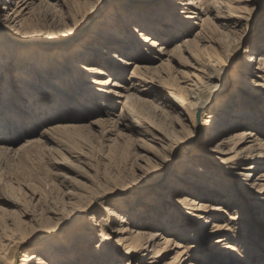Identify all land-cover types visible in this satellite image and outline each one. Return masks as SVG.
<instances>
[{"label": "bare ground", "instance_id": "6f19581e", "mask_svg": "<svg viewBox=\"0 0 264 264\" xmlns=\"http://www.w3.org/2000/svg\"><path fill=\"white\" fill-rule=\"evenodd\" d=\"M249 1H252L250 5ZM1 3L0 81L4 80V83L3 87L0 86V102L2 103L0 108H11L10 104L15 99L17 107L25 101L28 113L35 114L34 110L36 111L35 121L48 123L47 128L40 134L41 139L44 142L54 141L60 144L61 148L65 147L62 141L52 138V135L67 134L80 129L77 124L58 122L66 118L62 117L60 111L69 110L67 112H70L76 108L75 104L71 103L69 95L64 94L65 88L54 85L52 88H55V91L51 94V99L35 98V95L31 93L34 92V87L37 88L34 82L40 74L39 71L45 73L49 68H55L61 74L63 72V75L68 71L75 72L73 78L76 81L72 80V86L76 93L80 91L86 96L85 98L90 97L88 99L92 101V104L96 103L112 111L115 103L121 105L120 113L116 118L113 117V112L106 110L103 111L105 117L92 121L91 125L103 129L109 126H120L135 133L139 148L152 156L150 159H145L143 164L148 166V160L155 158L157 163L161 162L158 173L141 180L142 187H151L157 183L154 189L163 196L165 202L168 201L165 199L169 196L167 192L173 194L182 193V189L186 188L194 189V193L177 202L180 203L178 204L181 207L180 213H184L182 216H185L187 220L183 221L179 216V222L184 228L190 225L199 226L191 231L188 240H178L180 238L178 233L184 231L178 229V226L174 227L171 224L173 222L168 224V220L165 221L163 216H154L150 220L147 217L143 219L145 214L140 212L138 202L134 201L136 205L130 207L132 212L129 216L123 215L124 212L120 215L118 212L122 210H118L117 205L113 209H106L108 216L119 217L121 224L130 223L140 227L137 228L139 232L135 236L129 234L125 228L118 231L122 235L119 244H114L108 235L109 229L99 224H96L95 228L90 227L91 225L89 228L85 227L86 232L82 233V241L74 243L67 241L65 244L64 242L56 244L50 240V236L55 233H41L31 241L25 240L26 237L10 240L12 246L6 264H16L17 253L22 254L21 264H117L116 261L119 264H130V261L142 257L144 252L151 254L152 261L146 264H160L158 259L166 258L168 253H174V255L164 264H183L185 261H189L188 264H217L206 259L205 251L200 244V239L204 236H217L214 244L226 243L227 245L221 248L222 251L235 250L234 245H229L230 241L241 244L243 251L257 248L259 244V247L264 245L263 238L253 236V240H248L246 235L251 234L249 230L239 232V227L236 226L249 222V215L243 213L249 207L264 208V172H262L264 139H260L264 137V134L256 130L258 129L255 122L257 116L254 115L257 110L264 111V0H0ZM257 4L261 7L257 8ZM249 6H256L259 15H251L253 10H250ZM103 14L106 16L105 20L96 24ZM111 14L114 18L109 22ZM195 19L198 20L196 23L200 25V30L192 37L189 35L197 25L194 22ZM130 20L136 24H130ZM115 25H118L116 28L118 30L112 29ZM251 27L252 29L249 30ZM90 29H93L95 44L88 48L87 55L99 56L104 68L77 64L79 60H75L76 55L70 50L73 45L82 44L78 40L89 33ZM254 31H257L256 35L253 34ZM122 33L124 37L120 35ZM161 33H167L168 36L173 34L186 36L181 43L170 49L169 46L161 44L159 38H151ZM99 37H103L104 41L100 42ZM250 39L255 40L252 47L247 44ZM211 50L215 55L206 56ZM222 55L224 56L220 59ZM184 56L191 57L196 64L181 65L186 70V73H182L184 75L181 77L182 85L178 89H171L168 103L176 113L172 125L188 124L189 128L194 127L195 132L188 131L184 125L181 130L185 135L178 137L176 135L182 131L171 133L168 124L161 123L163 112L160 108L141 96L143 94L157 96L156 91L163 92L153 85L157 81L156 74L159 77L170 65L180 64L179 59ZM156 61L160 64L153 65ZM17 64L19 69L24 71V78L11 73L10 67L18 66ZM131 65L134 69L131 70L130 77L123 81L125 68ZM231 69L233 78L229 72ZM225 71L228 72L226 88L221 92H214L207 97L206 101L199 103V87L202 85L200 81L211 77L216 78L212 75ZM210 73L211 77L206 78ZM16 77H21L24 81L17 85ZM113 77H118L122 81ZM152 88L154 92L151 91ZM28 90L32 91L27 92ZM226 94L229 97L228 101L224 98L218 109H209ZM54 100H60L58 101L60 105L54 108L55 112L44 108L40 110V104H44L45 101L53 103ZM228 104L234 106L233 111H228ZM82 105L84 104L82 103L81 107ZM86 106L88 108V105ZM139 106H148L154 117L141 112L138 109ZM206 114H208V120L203 121ZM259 118L264 121V117ZM27 126L33 127L30 123ZM196 126L198 133L201 132V128L206 129L202 137H197ZM0 127H2L1 124ZM244 128L249 130L242 131ZM31 130L34 131V128L29 129L34 134L35 132ZM196 138L200 149L204 147L207 149L205 154L207 153L208 156H200L199 163L205 165L204 168L202 167L205 170L202 177L208 180L210 185L197 179L196 175L201 172V168L191 162H185L178 169L175 166L176 152L182 149L183 153L191 156L196 145L189 144L196 141ZM217 141L218 145L210 150L211 143ZM33 144V141L28 142L21 147V150ZM152 144L159 147L161 153H165L172 147L176 148L172 160L169 162L162 159V156L157 157L159 152L153 150ZM226 144L233 147L225 148ZM51 151L45 148L47 154H51ZM208 153L217 155L211 157ZM71 155L77 159L81 158L77 151ZM175 168L177 170H174ZM257 172H259L258 175H256ZM231 176L246 177L244 184L239 188L245 196L239 193L237 196L235 191L238 189L232 182ZM213 182L220 185V192L217 190L212 192L214 189L211 188V183ZM82 191L84 193H69L70 200L66 202L68 205L66 210L76 212L77 206L86 203L85 199H88L89 203L74 213L72 219L66 223L72 222L83 214L93 212L94 207L105 203L109 197L115 196L110 195L109 190L98 186L93 193L86 189ZM229 192L235 194L233 199L225 196ZM38 197L33 193L32 198L37 203L40 200ZM121 199L116 201L122 204ZM201 199L232 201L235 203V209H238L235 214L229 216V223H226L221 220V214H227L226 209L223 208L227 206L226 203L222 204L223 206H211L209 201ZM241 199L246 202L240 203ZM241 211L242 213H239ZM155 218L161 221L154 222ZM91 220L94 222L93 218H89L88 222L90 223ZM209 223L210 230L208 229L207 233L201 231ZM246 226L248 227V224ZM152 228L156 231L146 234L145 230ZM96 231L100 232L98 248L90 251L83 249V244H89V240L93 239ZM124 235L130 236L124 237ZM45 239L48 240L38 249L32 248L35 242ZM161 240L164 241L161 242ZM243 240L246 242L242 243ZM223 253L229 257L228 252ZM241 259L245 260L239 254L234 261L239 262ZM35 260L37 261L34 262ZM197 260L200 261L197 262ZM0 262H4L1 255ZM224 262L238 264L231 261Z\"/></svg>", "mask_w": 264, "mask_h": 264}, {"label": "rangeland", "instance_id": "374dc122", "mask_svg": "<svg viewBox=\"0 0 264 264\" xmlns=\"http://www.w3.org/2000/svg\"><path fill=\"white\" fill-rule=\"evenodd\" d=\"M52 3L55 4V2ZM250 3H252V1H249V5ZM0 5L2 6V3ZM260 7L261 5L257 4V8ZM249 9L253 10L251 15H259V10L256 9V6H249ZM104 14L96 24H99L100 21L105 20L106 16H104ZM111 16L112 17L110 18L109 22H111V19L114 18V15L111 14ZM194 22L195 24H197L196 22H198V20L195 19ZM129 23L136 24L132 20H130ZM112 25L113 24H111V26ZM117 26L118 25H115L112 29H116ZM252 27L249 30H251ZM92 30L93 29H90L89 33H86L82 37V39L86 38L82 42V39H77L79 43H82L81 45H73L70 50L75 53V60H79L76 62L77 64L85 67L95 66L98 68H104L102 65L103 61L99 56L87 55L88 48L91 45L95 44V36ZM198 30H200L199 24L194 26V29L191 30V35L189 36L193 37ZM256 32L257 31H254L253 34H255ZM219 34L221 35V33ZM120 35H122L123 37L125 36L124 33ZM174 35L175 34L168 36L167 33H161L160 35H157L155 37L152 36L151 38H159L161 40V44H165L169 46L170 49H173L177 46V44L181 43L183 38L186 36ZM99 38L100 42L104 41L103 37ZM250 40L252 42H250ZM250 40L247 44L252 47L255 44V40ZM76 46L78 47L74 49V47ZM210 55L214 56L215 53L211 50L210 52H207L206 56ZM223 56L224 55H222L220 59H222ZM179 61L181 62L180 64H172L168 67V69L164 70L163 73L165 72V74L162 73V75H159V77L158 74H156L155 78L157 81H155V84L153 85L157 86V89L159 87V90H162L163 92L156 91L155 95L157 96H153L151 94H143L141 97H145L150 102H153L155 106L160 108V110L163 112L161 123L168 124L171 133L174 134L179 131L181 132V127H183L184 125L186 126L185 128L188 131H192V133H194V127L189 128L188 124L182 125L181 123L172 125V121L174 120L176 113L173 109H171L168 103V101L170 100L169 93H171V89H178V87L182 85L181 81L183 79H181V77L184 76L182 73H186V70L185 68H182L181 65L183 64L194 66L196 64V62L189 56H184L183 58L179 59ZM155 63L156 64L153 65L160 64L158 61H156ZM125 69L126 72L123 75V81L127 80L130 77L131 70L134 69V66L131 65L126 67ZM10 71L13 75L17 74V76H22L24 78V71L19 69V65L11 66ZM229 72L233 78L232 69ZM38 73L40 74H38L37 79L34 82L35 86L37 85V88L34 87V92L31 94L35 95V98L44 97L51 99V94L55 91V88H52L54 87V85L55 87L62 86L63 88H65L64 94L69 95V97L71 98V103L75 104L76 108L71 110L72 112H67L69 110L64 112L60 111L59 113L63 115L62 117L66 118L60 119L58 122L64 124H77L80 126V129L74 130L67 134L52 135V138L58 141H62V145H64L65 147L61 148L60 144L55 143L54 141L44 142V140L41 139L40 134L47 128L46 126L48 123L45 124L44 122L40 123L35 121L34 116L36 114V111L33 109L35 114L28 113L26 111L27 104H25V101L23 102L24 104H21L17 107L15 99L14 102L10 104L11 108H0V124L2 125V127H0V255L4 259V262H0V264H6V261L8 260L7 256L12 246V244L9 242L10 240H16L22 237H26L25 240L31 241L41 233H55L53 236H50V240L56 244H62L63 242L65 244V242L67 241L74 243L76 241H82L81 236L83 232H86L84 229L85 227L89 228V226L91 225L90 227L95 228L96 224H99L101 226L107 227L109 229L108 235L110 236L111 241L114 244H119L122 235L119 234L118 231H121L122 228H125V230H128L129 234L131 233L132 236H135L139 232V229L137 228L140 227L131 225L130 223H127L126 225L121 224L120 218L112 215H110L109 217L106 209H113L114 206L117 205L119 208L118 210H122L119 212L117 211L120 215L124 212L125 214L123 215L129 216L132 212V209L130 207L136 205L135 202H138L137 204H139V209L141 210L140 212H144L145 214L143 215V219L147 217L150 220L154 216H163L165 218V221L168 220V224L170 222H173L171 224H173L174 227L177 228L178 226V229L184 231L182 233H178V236L180 237L178 240H188L191 236V231H194L199 226L195 225L192 227L190 225L188 227L185 226L186 228L182 227L183 224L179 222L180 217L183 221L187 220L185 216H182L184 213H180L181 207L178 205L180 203L177 202L182 201L184 197L194 193V189H182V193L172 194L170 192H167L169 196L165 199L168 200V203L165 202L164 198H162L163 196L158 194L154 189L157 183L152 185L151 187L145 188L141 185V180L143 178L147 179L148 177H151L160 171L159 166L161 162L159 161L157 163V158H155L154 160H148V166H146V164H143L144 161H146L145 159H150L152 156L144 151V149L139 148L140 146L136 142L138 138L135 133H132L129 129H125L124 127L120 126H109L106 127V129H103L91 125L92 121L98 118L105 117L103 111L106 110H110L111 112H113V117L115 116L116 118V116L120 113L121 105L115 103V108L112 111L111 109L103 108L96 103L92 104V101L88 99L90 97L85 98L86 96L80 91L76 93L74 87L72 86V80H75V78H73L75 72L68 71L67 74L63 75V72L61 74L55 68H49L48 71H45V73H41L40 71ZM227 73L228 72L225 71L219 73L218 75H212L216 78H212L210 73L209 76H206V78L211 77L210 79H203V81H200L202 85H200L199 87V103L206 101L207 97H210L214 92H221L226 88V83L228 81ZM23 78H15L17 85L19 82L24 81ZM103 79H106V77H103ZM113 79L122 81V79H119L118 77H113ZM3 83L4 80H1L0 86H2ZM153 89L154 88H152L151 91ZM30 91L32 90H28L27 92ZM28 94L30 95V93ZM181 94H183L182 91ZM224 98L225 101H228V94L224 95L221 100L215 102V105L213 107H210L209 109H218L220 107V102H222ZM58 101L60 102V100ZM58 101L54 100L53 103L51 101H45L44 104H40V110L41 108H44L48 110L51 109L55 112L54 108L60 105ZM82 103L85 106L82 105L83 107H81ZM1 105L2 103L0 102V106ZM86 105H88V108H86ZM227 106L229 107L227 108L228 111L234 110L232 108L234 106H232L231 104H228ZM99 107H101V109ZM138 109L141 112L145 113L147 116L154 117V114L150 112L151 109L148 106H139ZM46 113H48V111ZM254 115L257 116L255 122L258 129L256 130L259 133L264 134V121L262 120V118H259L264 117V111L257 110ZM206 116L203 121L208 120V114H206ZM29 123L33 126L32 128H29V126H27V124ZM4 128H6L7 130H3ZM33 128L34 131H31L35 132L34 134L29 131V129ZM205 130L206 129L203 127L200 129L201 132L199 131L200 133H198L196 126L197 137H202V135L206 132ZM244 130L249 129L244 128L242 131ZM184 135L185 134L182 131L176 136L183 137ZM129 137L131 139H129ZM260 139H264V137L262 136L260 137ZM31 141L34 142L33 145H30L24 150H21V147L23 145ZM196 142L197 138L196 141L189 144L196 145V148L193 150L194 153L192 152L191 156L183 153L182 149H177L178 151L175 154L177 158L175 166L178 169L182 166V164L184 165L185 162H191L192 164L201 168L202 173L199 172V174L196 175L197 179L207 185H210L208 183L209 181L202 177L204 175L203 171L205 170L203 168L205 165L199 163L200 156H208L207 153L205 154L207 149L205 147L203 149H200L199 142ZM211 144L212 145L210 146V150L214 149L218 145V141L212 142ZM152 146L154 151L159 152V147L153 144ZM227 147L230 148L233 146H230V144H226L225 148ZM45 148L51 149V154H47L45 152ZM175 149L176 148L172 147L165 153L157 152V157L162 156V159L168 160L170 162L172 160ZM75 151L80 153V159L74 158L71 155ZM209 155H211V157H214V155L217 154L211 153ZM177 169L175 168L174 170ZM262 172H264V169L262 170ZM258 174L259 172H257L256 175ZM231 178L232 182H234L238 189V191H235L237 196L238 193L239 195L245 196L244 193L242 194V192H240L239 188L242 184H244V180L246 179V177L241 176V178H239L238 176H236L235 178H233L231 176ZM97 186L101 187L104 190H109V194L115 196L109 197L108 201L94 207L92 209L93 212L83 214L81 215V217L74 219L72 222L66 223L67 221H70L72 219L74 213L78 212L89 203L88 199H85L84 201L86 203L77 206L76 212H70L69 210H66L68 206L66 205V202L70 200L69 193H84V191L82 190L85 189L93 193L97 189ZM211 188L214 189L212 192L216 190L217 192L221 191L220 185L214 182L211 183ZM33 193L39 196L38 198L40 200L38 203L32 198ZM121 194H126V196H121ZM225 196H230L233 199L235 194L229 192L226 193ZM115 199H121L120 202H122V204L117 202ZM201 200L206 202L209 201L208 199ZM224 200H227V198H224ZM162 201H164V203H162ZM245 202L246 201L242 199L240 201V203L242 204ZM173 203H175V205ZM224 203H226L227 206L224 207L222 205ZM123 205L127 207L123 208ZM209 205H219L223 206V208L226 209L227 214H221V220L225 221L226 223H229V216L231 214H235L238 209H235V203H232V201L223 202L221 199H217V201L210 200ZM26 213L28 215H26ZM239 213H242V211ZM243 213L249 215L250 220L245 224L239 222L240 225H236L239 227L238 231L240 232L241 230L244 232L247 229L249 230V233H251L246 235L248 237V240H253V236H257L263 238V241L264 208L260 207L259 209L257 206H252L249 207V209H246L245 212L243 211ZM89 218H93L94 222L91 220V222L89 223ZM160 221L161 220H157V218L154 219V222L159 223ZM246 224H248V227L246 226ZM210 227L211 224L209 223L208 225L204 226L201 231L207 233L208 229L210 230ZM97 229H99L98 226ZM185 230H187V234H185ZM154 231H156V229L153 228L145 230L146 234H150ZM99 235L100 232L96 231L93 234V239L89 240V244H83V249L90 251L98 248V245L100 244ZM129 236L130 235H124V237ZM216 237L217 236H204L200 239V244L205 251L206 259L210 262L225 264L224 261H231L238 264H250L251 262V264H264V250H262V248H264V245H262L261 247H259L260 244L257 245V248H261L260 250H256L257 248H252L251 250L250 248L246 251H243L244 248H242L241 244H236L233 241H230L231 243L229 245H234L233 248L235 250L232 251L231 249H229L228 251H222L221 248L224 247L226 243H223L221 245L214 244V242L216 241ZM46 240L48 239L35 242L32 245V248L38 249ZM162 241L164 240H161V242ZM244 242H246V240L242 241V243ZM223 252H228L229 257H226ZM239 254L243 258H245V260L241 259L239 262H235L234 260L239 256ZM172 255H174V253H168V256L166 258H159V263L161 262L160 264H164ZM150 256V252H144V255L142 257L140 256L134 261H130V264H146L149 261H152L150 259ZM17 257L18 258L16 264H21L22 261L20 260H22V254L17 253ZM36 261L37 260H35L34 262ZM199 261L200 260H197V262ZM116 262L117 264H119L118 261ZM188 262L189 261H185L183 264H188Z\"/></svg>", "mask_w": 264, "mask_h": 264}]
</instances>
